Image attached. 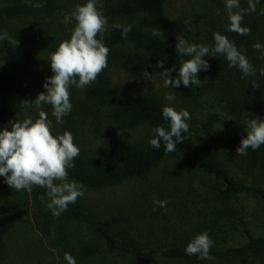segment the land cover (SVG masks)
<instances>
[{
	"label": "trees",
	"instance_id": "obj_1",
	"mask_svg": "<svg viewBox=\"0 0 264 264\" xmlns=\"http://www.w3.org/2000/svg\"><path fill=\"white\" fill-rule=\"evenodd\" d=\"M243 1L247 9L248 0ZM263 1L260 0L262 7L256 8L255 12L244 14L242 26L249 27L251 34L242 36L227 31V17L215 28L216 22L197 27L185 14L169 15L166 11L168 0H98L97 6L102 7L108 21L107 31L103 34L104 43L110 50L107 68L90 85L70 87L72 109L63 117L62 124L52 116L51 105L42 104L39 109L45 111L52 121L53 134L65 130L76 133L78 129L88 134L89 140H82L77 145L80 153L73 161L75 167L68 170L69 179L81 183L91 192H101L128 181L145 180L164 160L193 152L198 173L211 178L210 183L204 186L205 200L200 207L210 210L209 214L205 212V222L201 227L214 241L210 255L214 259H264V220L246 219L239 204L244 196L254 197L264 204V179L260 183L249 184L235 178L217 155L219 149L236 151L246 134L249 119H264V76L259 71L264 68V58L252 47L257 42L264 44V15L259 14L264 9ZM85 2L0 0V21L38 16L58 19V23L45 32L40 44L50 53L61 41L70 38L69 29L76 23L73 19L66 25L65 15L70 14L76 4ZM207 3L218 12L225 6V0H207ZM116 24L122 27L131 25L127 38L121 35L122 27L113 28ZM154 31L162 34L153 35ZM201 32L209 39L201 40L206 46L214 45V32L226 35L247 56L256 69V75L242 78L238 68L228 67L224 56L211 57L210 52L205 57L209 68L203 70L206 82L187 88L183 84L179 86L191 100L205 105L209 113L200 125H189L188 131L182 133L183 142L176 144L175 151L166 152L163 141L160 148H154L149 143L155 138L152 129L161 125L168 128V122L162 116V109L167 106L165 100L149 91L128 93L120 90L109 83V69L122 65L128 69L129 76L136 79H144L142 74L145 70L151 76L164 69L174 68L178 72L181 61L190 57L177 54L176 36L182 35L189 43L198 45V33ZM157 61H163V68L156 67ZM177 72H172V78L177 77ZM47 75V67L38 61L37 54L34 56L26 47H16L10 40L0 41V130L5 127L11 130L9 121L14 122L24 114L22 101H34L39 93L45 91L43 85ZM253 81H257L260 87L254 88ZM207 94L215 99L216 104L207 100ZM219 106L220 111L216 112L214 107ZM30 108L38 118L36 106L33 104ZM228 117L233 127L217 130L216 124ZM140 126L150 129L144 142L131 145L118 139L121 132ZM196 137L207 141L208 148L196 146ZM241 157L250 169L264 178V145L258 150L247 149V155ZM14 191L11 192L14 197L12 208L19 214H26L32 206L35 224L56 249L59 264H67L65 253L71 254L76 264H89L96 258L113 259L115 264H132L133 260L155 256L169 261L207 260L187 254V242L150 248L135 238L132 223L120 215L100 220L79 199L69 204L59 216H54L52 209L41 205L42 201L50 203L46 188L34 186L31 191ZM4 258L5 243L0 235V262Z\"/></svg>",
	"mask_w": 264,
	"mask_h": 264
},
{
	"label": "rangeland",
	"instance_id": "obj_2",
	"mask_svg": "<svg viewBox=\"0 0 264 264\" xmlns=\"http://www.w3.org/2000/svg\"><path fill=\"white\" fill-rule=\"evenodd\" d=\"M245 5V2L240 0V7L245 9ZM259 7H262L260 2L256 8ZM166 11L169 15L177 13L187 15L197 27L201 25L203 27L209 22L213 25L216 22L215 28H218V22H224L223 18L227 17V22L229 21L226 6L218 12L207 3V0H168ZM57 20L42 16L5 19L0 21V41L10 40L16 47L20 49L26 47V50L32 51L34 56L37 54L38 61L47 67L48 78L53 75L49 63V51L44 50L40 44L45 38V32L51 30L58 23ZM198 35V45L203 44L201 40H209L204 32ZM198 78L201 80L200 84L206 82L203 70L199 72ZM108 81L124 92L149 91L163 97L167 106H172L177 111L187 110L190 113V119L186 121L189 125H200L209 113L205 105L191 100L180 87H165L164 77L159 74L151 76V80L136 79L130 77L128 69L120 65L109 69ZM169 93L175 95V100L170 102L165 99L166 94ZM207 100L216 104L210 94H207ZM214 108L216 112L220 111V106ZM31 111V108H25L24 114L16 120L23 121L27 117L35 119ZM230 127H233V123L229 117L215 126L217 130H226ZM77 131L72 133L76 145L82 140H89L85 131L79 129ZM149 134L148 126H140L121 132L118 139L125 144L134 145L144 142ZM195 144L208 148V142L199 137L195 138ZM217 155L235 178L249 184H257L264 179L256 170L250 169L235 150L219 149ZM210 181V177L198 173L191 152L164 160L145 180L128 181L101 192L85 189L84 195L78 199L100 220L120 215L124 220L132 223L135 228V238L150 248L173 242L185 244L189 243L194 235L205 231L201 228L205 222L204 214L205 212L209 214L210 210L208 208L202 210L200 207L205 200L204 186ZM11 192L15 191L4 182V177L0 176V235L5 243V258L0 264H59L56 249L35 224L32 206L29 213L19 214L12 208L14 197ZM20 193H23L22 190ZM154 199L166 200V208L155 205ZM48 204L42 201L41 205L46 207ZM239 204L244 209L246 219L264 220V204L258 199L244 196L239 200ZM112 260L96 258L89 264H115ZM132 264H264V259L240 257L182 262L155 256L133 260Z\"/></svg>",
	"mask_w": 264,
	"mask_h": 264
},
{
	"label": "clouds",
	"instance_id": "obj_3",
	"mask_svg": "<svg viewBox=\"0 0 264 264\" xmlns=\"http://www.w3.org/2000/svg\"><path fill=\"white\" fill-rule=\"evenodd\" d=\"M260 0H248V8L240 7V0H225L226 12L229 20L227 31L239 35H250L251 29L242 26L244 14L255 12ZM98 0H86L83 4H76L74 10L65 15V24L75 20L73 28L69 29L70 38L61 41L54 51L49 53V63L53 75L44 82L45 91L38 94L34 101L24 100L21 106L30 108L33 104L39 110L42 104L52 107V116L57 123H63V117L71 112L70 87L75 85L84 88L93 83L98 75L107 68L109 48L104 43L103 34L107 31L108 21L102 7H98ZM264 15V9L260 10ZM119 24L113 28L120 29ZM131 31V25L122 27L121 35L127 38ZM155 32L153 35H161ZM214 45L192 44L182 35L176 36L175 45L177 54L190 57L182 60L178 72L176 69H164L159 72L164 77V86L178 88L181 84L190 87L199 84L198 78L201 70H207L209 64L205 57L224 56L229 68H238L243 74L242 78L256 75L255 67L235 46V43L220 32L213 33ZM264 58V44L254 43L252 46ZM157 68H163V61H157ZM177 72V77L172 78V72ZM260 75L264 76V68ZM145 80H151V73L144 71ZM252 86L259 88L257 81ZM168 101L175 100L172 93L166 94ZM162 116L168 122V128L157 126L152 129L155 138L149 140L154 148H160L161 141L165 145L166 152L176 149V144L183 142L182 133H186L190 119V113L181 109L177 111L172 106H164ZM11 130L5 127L0 130V176L4 182L16 191H31L34 186L46 188L50 198L48 207L53 210L54 216H59L66 211L69 204H73L85 192L84 185L69 179V169L74 168V159L79 156L80 149L74 142V136L70 131L53 134L52 121L48 114L38 111V118L27 117L23 121H9ZM264 145V119L254 117L248 120L246 134L241 138L236 148L238 155H247V149L258 150ZM59 181V183H56ZM154 204L166 208L167 201L154 199ZM214 241L207 232L194 235L187 244L185 251L189 255H197L200 259L212 260L210 249ZM67 264H76L75 259L69 253H65Z\"/></svg>",
	"mask_w": 264,
	"mask_h": 264
}]
</instances>
